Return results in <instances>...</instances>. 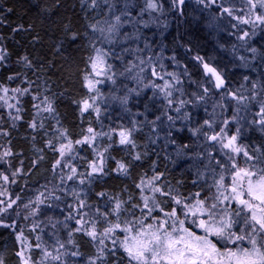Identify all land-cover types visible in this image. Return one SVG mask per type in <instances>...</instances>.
<instances>
[{"label":"trees","instance_id":"16d2710c","mask_svg":"<svg viewBox=\"0 0 264 264\" xmlns=\"http://www.w3.org/2000/svg\"><path fill=\"white\" fill-rule=\"evenodd\" d=\"M103 16L100 7L92 6V0H0V55L4 56L0 60V96H5L3 89L7 88V102L14 105L9 108L0 100V174L8 177V181L0 182V193L16 201L8 213H0V260L3 264H20L16 253L22 248L24 255L30 257V264H61V261H48L49 257H44V250L49 251L51 246L44 236H38L35 223L38 216L33 215L34 208L29 202L35 193L55 188L58 179L54 163L59 157L57 148L64 138L72 143L71 160L80 172L78 177H84V187L82 198L77 196V199L76 189L69 190L67 186L69 193L66 194L59 190L55 203L41 211V217L56 225L53 230H57L59 222L69 216L72 218L73 208L81 200L85 202L87 211L94 213L93 219L100 230L109 223L144 219L147 210L143 206L141 188L137 185L155 176L160 177L156 184L163 192L169 193L163 195L165 198L187 199L196 193H200L201 198L205 197L203 183L196 179L188 165L175 161L169 155L167 144L160 139L168 137L170 132L157 129L151 121L150 124L141 122L129 131L133 143L122 145L119 142L121 124H113L114 127L106 130L109 126L105 125L106 113L97 115L93 107L81 112L83 102L89 103L92 98L85 80L91 73L90 58L95 56L98 47V35L92 26H97ZM175 17L174 20L171 17V29L165 35L164 46L186 68L190 77L197 82L202 81L205 88L210 82L203 64L216 68L225 81L222 97H228L246 75H239V79L234 80L235 72L232 75L224 73L228 65L211 63L216 59L217 43L220 42L216 40V45L207 32L189 22L185 10L179 9ZM182 50H186L197 65L189 62ZM258 55L261 59L256 71L249 70L248 75L250 81L258 80L257 83L264 85V51ZM200 66L203 69H199ZM10 76L13 79H9ZM17 88H27L28 92L20 95L12 91ZM45 98L51 103L52 112L43 111ZM251 106L256 109L257 101L251 102ZM16 116L20 119H15ZM32 123H35V128L30 127ZM88 128L100 136L91 146L88 143L76 144L77 140L82 141L90 135ZM181 134L174 133L170 139H177L178 144L174 141L175 145L185 150L190 135ZM250 136L251 141L264 152L263 138L256 134ZM5 151L11 154L4 156ZM97 152L103 154L104 168L101 175L88 179L85 175ZM118 164H124L126 171L120 170ZM67 182L69 185L74 181ZM62 186L63 182L57 189ZM100 193L103 195H98ZM165 200L167 202L168 199ZM117 202L121 207L114 214ZM25 204L28 205L26 208ZM97 209L99 213L107 214L106 217L97 213ZM5 224L9 227H4ZM61 229L59 227L56 233L68 235V241H72L67 247L69 256L62 261L63 264H89L90 259L100 256V250L84 232L75 231L71 223L65 230ZM20 234L22 240H17ZM37 243L41 248L35 247ZM72 252L79 255L72 256ZM97 264H127V258L120 248L107 246Z\"/></svg>","mask_w":264,"mask_h":264},{"label":"rangeland","instance_id":"374dc122","mask_svg":"<svg viewBox=\"0 0 264 264\" xmlns=\"http://www.w3.org/2000/svg\"><path fill=\"white\" fill-rule=\"evenodd\" d=\"M153 2L157 4L155 10L147 9V0H107V2L106 0H97V6L102 9L104 15L96 26L98 35L97 49H100L101 52L109 53L106 57V63L112 65V68L100 76H97L91 68L89 79L93 81L95 87L91 89L92 98L89 104L94 108L97 115L100 112L106 113L108 119L105 120V125H109L106 130L114 127L113 124H116L115 126L121 124L123 127L119 131L120 134L121 131L129 132L131 128L134 129L138 126L137 124L143 122L155 124L156 128L163 132H170L168 137L160 138L167 144L169 155L175 161L188 165L196 179L203 183L205 197L211 198L216 194L215 181L219 179L223 171L216 161L223 162L230 169L231 161L228 160V156H234L241 165H244L245 157L242 153L235 154L229 149H223L218 141L208 140L205 133L210 136L214 133H219L221 128H223V136L237 135V144L243 146L250 154H258L251 151L260 149L259 146L255 145V142L251 141L250 135L256 134L264 140V125L258 123L261 119L259 115L260 109L264 106V85L257 83L258 80L250 81V75H248L249 70L256 71V66L260 63L259 59H261L258 53L264 51V24L256 22L255 15L249 12L251 6L247 3V0H215L214 3H210L209 0H204L203 3L199 2V0H184L183 4H179L176 0H153ZM225 8L229 9L231 14L223 11ZM179 9L180 11L185 10L189 22L197 24L207 32L214 40V43L217 40L224 45L215 43L218 47L217 56L211 63L228 65L225 67L227 71H224V73L232 75L235 72L233 75L234 80L236 78L239 79V75H246L242 79L243 82H239L233 87L235 90L233 93H236L235 96L237 98L243 97V100L238 102V99H233L231 95L223 98L224 96L222 97L221 94L223 87L217 89L214 78L206 73L211 84L209 83L207 88L209 91L205 93V84L202 81L197 82V80L191 78L186 68L164 46L165 35L171 29V17L174 20ZM254 11L256 14H264V10L257 9ZM116 16L121 17L120 24L114 33H109L107 29L109 25L116 23ZM239 18L249 19L251 22L244 24ZM101 28L104 29V32L100 31ZM245 32L248 33V36L244 40H240L238 37ZM252 49L256 51L253 52ZM182 53L189 62L196 64L187 55L186 50H182ZM141 61H144V63L141 64ZM141 68H143V71H141ZM153 68L156 69L158 76L152 75ZM199 69H203V67L200 66ZM169 73L174 74L175 78ZM109 76L112 77L111 80L107 78ZM97 80L102 82L95 83ZM165 80L172 85L171 89L166 90L172 93L167 98L159 90L160 87L164 86ZM262 80H264V75ZM216 94L221 95V97H217ZM200 96H203L204 99H198ZM125 97H127L126 103L123 102ZM169 99L172 100L171 106L168 104ZM182 100L186 103L181 108L180 101ZM253 101H257L256 109H252L251 102ZM140 103L143 105L138 107ZM146 108L148 110H145ZM177 108H180L179 112L176 111ZM185 114H187V118H185ZM169 116L173 117V119L169 120ZM158 117L159 119H157ZM205 120H208L209 124H205ZM225 121L228 123L226 124ZM182 132L190 135V142L185 150L175 145V142H178L177 139H170L174 133L182 135ZM96 134L95 139L100 136V133ZM91 136L92 134L90 133L89 137ZM61 144L66 145L68 142L64 138L57 150H59ZM71 159L72 150H66L63 157L59 153L57 160L60 161V164H56L57 160L54 163L58 179L55 188L38 194L35 193L29 202L30 207L37 211L35 215L38 216V219L35 223L40 234L38 236L45 237L46 243L51 246L49 252L52 255L62 254V261L69 256L67 251L69 243L68 235L59 236L56 233L59 227L65 230V228L70 226V223L75 228L80 227V225L76 224V220L80 218V212L89 213L85 217V219L89 220V223L84 225L85 230L91 228V221L94 220V213L88 212L86 206L80 209L79 205L75 209L73 208L72 218H66L69 220L68 222L64 219L65 221L58 223L60 226L57 227V230L52 228L56 226L54 222L48 218L45 219L44 216L41 217V211H46V206L55 203L59 190L60 193H69L67 188L69 186V190L76 189L75 199H77V196H82L84 183H81V180L84 181V177H78L80 172ZM93 163H96L103 170L104 157L102 152H97ZM72 168L76 169V173L71 179L74 182L67 185V181H70L68 176L72 175ZM87 172H91V167L88 168ZM88 173L85 177L87 176L89 179L92 176L101 175L102 171L93 173L91 176ZM224 175L226 183L230 184L231 177L229 172L224 171ZM77 178L78 180H76ZM150 180L143 181L140 187L142 198L144 196L150 198V207H152V200L154 199L157 204L161 203L159 207L164 211H171L173 207H177L178 210L182 208V205L174 204L172 197L165 198L159 192L154 193L151 190L152 187L159 186L156 184V180L149 184L148 181ZM2 181L5 180L0 178V182ZM62 182V188L57 189ZM38 196L42 203L38 204L36 202ZM196 198L194 195L181 200L186 203H193ZM165 199H168L167 202H165ZM0 200L4 201V204L0 206L6 207L13 199L9 195L3 194L0 196ZM208 202L211 203V199ZM27 206L26 204L24 205L25 208ZM225 206L227 204L220 207ZM232 207H235V205H232ZM10 209L4 213H8ZM146 210L145 218L140 219L144 220L145 224L153 223L152 216L163 218V212L159 211V209L154 210L151 214L148 213V209ZM5 215L7 216V214ZM179 215L184 218L182 211L179 212ZM188 219H191V217ZM128 222L135 223V221L124 220L120 222L121 227L126 226ZM186 226L193 228L200 234V230L194 228L193 225L186 224ZM48 227L51 229H47ZM103 230L96 227L98 233H102ZM82 232L85 234V231ZM115 235L122 239L125 234L120 230H116ZM99 238L98 236L96 241L90 238L98 250L107 246L119 248L118 244H112L111 239H106L105 246H101L99 245ZM57 241L60 244H64V248H59ZM50 260L51 257L48 258V261Z\"/></svg>","mask_w":264,"mask_h":264},{"label":"snow or ice","instance_id":"6c2138e0","mask_svg":"<svg viewBox=\"0 0 264 264\" xmlns=\"http://www.w3.org/2000/svg\"><path fill=\"white\" fill-rule=\"evenodd\" d=\"M176 2L183 4L184 0H176ZM199 2L203 3L204 0H199ZM209 2L214 3L215 0H209ZM247 3L251 6L249 12L255 15L256 22L264 24V14H256L254 11L257 9L264 10V0H247ZM92 6H97V0H92ZM156 8L157 4L153 0H147V9L155 10ZM223 11L231 14L227 8L223 9ZM239 19L244 24L251 22L249 19ZM120 20L121 17L116 16V23L109 25L107 31L114 33L120 24ZM92 27L93 30L96 29V25ZM100 31L104 32V29L101 28ZM246 36H248L247 32L238 38L244 40ZM72 39L75 40L76 36L73 35ZM96 51L97 55L90 58V65L92 71L97 76H100L111 70L112 65L106 63V57L109 55L108 52H101L100 49ZM252 51L255 52L256 50L252 49ZM3 59L4 56L0 55V60ZM197 59L199 60L201 58L197 57ZM143 63L144 61H141V64ZM203 67L205 73L210 74L214 78L215 87L217 89L222 88L225 81L217 69L210 67L207 63H204ZM141 71H143V68H141ZM152 75L158 76L155 68L152 69ZM169 75L175 78L174 74L169 73ZM107 78L109 80L112 79L111 76ZM9 79H13V77L10 76ZM85 80L86 87L89 90L95 87L93 81L88 79V77H85ZM101 82L97 80L95 83ZM171 87L172 85L165 80L164 86L160 87L159 90L167 98L172 95L171 91H166L167 89H171ZM3 91L5 96H0V100H3L7 104V107H14V105L8 104L7 102V93L9 90L4 88ZM12 91L24 95L28 92V89L17 88ZM208 91L207 88L204 89L205 93ZM229 95L233 99H238V102L244 99L243 97L237 98L234 93H229ZM33 99L36 98L33 97ZM198 99L203 100L204 97L200 96ZM123 102H127V97L124 98ZM45 103L46 106L43 108V111L52 112V105L50 102H47V98H45ZM185 103L183 100L180 101V107L182 108ZM168 104L171 106L172 100L169 99ZM34 107L39 108L40 106L34 105ZM89 107L91 105L87 101H84L81 112L86 111ZM176 111L179 112L180 108H177ZM259 115L261 119L258 123L264 125V106L261 107ZM185 118H187V114H185ZM15 119L18 120L20 117L16 116ZM168 119L172 120L173 117L169 116ZM204 123L209 124V121L205 120ZM225 123L227 124L228 122L225 121ZM30 127L35 128V123L30 124ZM87 131L92 136H85L82 141L77 140L76 144L88 143L89 146L92 145L97 134L94 133L92 128H88ZM223 133L224 129L221 128L219 133H214L210 136L205 133V135L210 141H218L223 149H229L235 154L242 153L245 157V162L244 165H241L236 161L234 156H228V160L231 161V168L228 169L223 162L216 161L217 165L223 171L219 179L215 181L216 194L211 198H199L200 193H196L195 196L197 198L194 202L186 203L173 196L174 204L178 206L182 205V208L178 210L177 207H173L171 211H164L154 199L152 200V207H150V198L144 196L143 206L148 209V213L151 214L154 210L159 209V211L163 212V218L152 216L153 223L145 224L144 220H136L134 224L128 222L124 227H121L120 223H109V226L105 227L102 233H98L96 231L95 220L91 221V228L84 229V225L89 223V220L85 219L89 213L80 212V218L76 220V224L80 225V227H77L75 231H85V234L93 241H96L99 236V245L101 246H105L106 239H111L112 244H118L119 248L123 251L127 258V264H264V152H261L260 149H254V152L258 154H250L243 146L237 144V135L225 137ZM119 135L120 144L133 143L130 139L129 132L121 131ZM71 148L72 143L69 142L66 145L61 144L58 151L63 157L66 150H71ZM10 154V151L3 153L4 156ZM136 159H139V156ZM56 164L59 165L60 161L57 160ZM65 166L67 167V165ZM90 167L91 172L88 173L89 176L102 171V168L96 163L90 164ZM118 167L120 170L126 171L124 164H118ZM224 171L230 174V184L226 183ZM71 173L72 175L68 176L69 180L73 179L76 169L72 168ZM0 178L8 181L6 175L0 174ZM159 179V176H155L148 183L151 184L153 181ZM81 183H84V181L81 180ZM137 187L139 188L141 185H137ZM151 190L154 193L159 192L161 195H169V193L163 192L160 187H152ZM0 195H3V193H0ZM98 195H103V193ZM209 199H211V203L208 202ZM36 202L38 204L42 203L39 196ZM15 203L16 201L12 200L6 207L0 206V213L6 212ZM3 204L4 201L0 200V205ZM225 204L227 206L220 207ZM232 205H235V207H232ZM84 207L85 202L81 200L79 208L83 209ZM120 207V202H117L113 213H118ZM180 211L183 212L184 218L180 217ZM97 213H99L98 209ZM34 214L35 210L33 211ZM99 214L105 217L107 215L105 213ZM189 217L191 219H188ZM70 218L71 216L68 217V219ZM186 224H191L194 228H198L200 234L193 228L187 227ZM237 226H239L238 229ZM4 227H9V225L5 224ZM116 230H120L125 234L122 239L115 235ZM69 236H71V232H69ZM39 239L40 237H37V240ZM17 240H22V234L17 235ZM68 243H72V241L69 240ZM57 244H59V248H64V244H60L59 241H57ZM35 247L41 248V244L37 243ZM43 254L45 258L51 257L53 261H61V264H63L61 260L62 254L52 255L47 250H44ZM16 255L20 258V264H30V257L24 255L23 248ZM71 255L78 256L79 253L72 252ZM103 255L104 248L101 247L100 256L97 259H102ZM97 259H90L89 264H97ZM0 264H3L2 260H0ZM37 264H42V262H37Z\"/></svg>","mask_w":264,"mask_h":264}]
</instances>
